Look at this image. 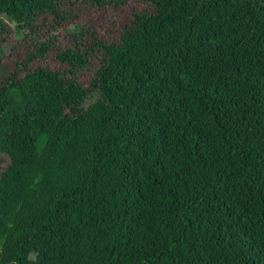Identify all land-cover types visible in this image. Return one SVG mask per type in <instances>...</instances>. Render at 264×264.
<instances>
[{
	"label": "trees",
	"instance_id": "trees-1",
	"mask_svg": "<svg viewBox=\"0 0 264 264\" xmlns=\"http://www.w3.org/2000/svg\"><path fill=\"white\" fill-rule=\"evenodd\" d=\"M123 1L0 0V264H264V0H143L41 64L45 18Z\"/></svg>",
	"mask_w": 264,
	"mask_h": 264
},
{
	"label": "rangeland",
	"instance_id": "rangeland-1",
	"mask_svg": "<svg viewBox=\"0 0 264 264\" xmlns=\"http://www.w3.org/2000/svg\"><path fill=\"white\" fill-rule=\"evenodd\" d=\"M147 6L146 2L143 0H124L117 8L106 9L103 11H98L96 8L90 5H80L76 9H72L70 14L63 16L68 19V24L59 18H45V39L47 37H52L51 45L52 50H50L45 56L42 65L48 67L62 66L56 62L55 55L51 51H55L53 45L59 46L60 49L67 46L73 45V40L70 38L73 34H80L82 36L92 34L93 36H100L103 38L113 37L117 34L120 24L126 22L132 15V12H139L144 10ZM62 16V15H61ZM76 22V24H75ZM9 27H14V24L7 22ZM74 23V24H73ZM47 28V30H46ZM22 36L17 34L8 36V43L11 47V55L15 59H20L25 56L24 52L29 50L31 47V37L27 32H23ZM90 44V42H88ZM8 47V46H7ZM89 55V54H88ZM90 57H87L89 60ZM93 65L87 68V70L79 74L78 78L87 85L90 77ZM17 104L11 102L6 110L8 115L13 114L17 109Z\"/></svg>",
	"mask_w": 264,
	"mask_h": 264
}]
</instances>
